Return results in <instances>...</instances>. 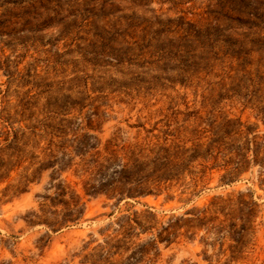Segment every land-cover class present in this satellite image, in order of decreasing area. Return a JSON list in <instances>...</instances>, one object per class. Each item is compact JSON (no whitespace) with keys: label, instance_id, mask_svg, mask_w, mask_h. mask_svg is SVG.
Masks as SVG:
<instances>
[{"label":"rangeland","instance_id":"rangeland-1","mask_svg":"<svg viewBox=\"0 0 264 264\" xmlns=\"http://www.w3.org/2000/svg\"><path fill=\"white\" fill-rule=\"evenodd\" d=\"M0 264H264V0H0Z\"/></svg>","mask_w":264,"mask_h":264}]
</instances>
